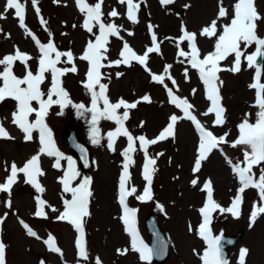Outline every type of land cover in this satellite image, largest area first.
Listing matches in <instances>:
<instances>
[{"label":"rangeland","instance_id":"rangeland-1","mask_svg":"<svg viewBox=\"0 0 264 264\" xmlns=\"http://www.w3.org/2000/svg\"><path fill=\"white\" fill-rule=\"evenodd\" d=\"M21 2L26 6V28L41 43L46 44L51 39L60 51L70 49L76 57H79L87 42L94 40V35L82 27L84 16L80 13L75 0H60L59 3H55L54 0H38L40 16L32 7L31 0H21ZM86 2L92 5L96 0H86ZM139 2L141 8L137 14L138 23L133 24L126 18V6L118 4L117 0H104L102 22L122 26L120 36L123 39L109 37V60L119 58V52L125 41L138 54H143L146 47L151 46L148 25H153L160 42V54H150L148 68L152 73L161 74L164 67L171 64L170 75L175 79L176 86L168 80L165 83L173 87L176 95L189 100L193 105V114L206 128L216 136L228 133L227 140L234 141L238 137L237 126L245 118V114L251 113L252 122L256 119L258 108L253 106L256 90L249 87L254 82L255 70L248 68L246 59L242 57L240 72L224 70L218 73L222 81L219 90L222 97L221 104L225 109V123L222 126H213L214 115H202L210 106V102L206 99L205 86L199 77V72L191 68L183 57H178L176 47V38L182 34V24L188 31L199 33L204 26L217 18L219 0H175L170 5H161L160 0H139ZM235 2L236 0H223V6L229 9L230 14ZM4 4L5 0H0V12H3ZM186 4L189 7L185 8ZM255 7L262 17L257 21L256 32L258 37L264 38V0H255ZM112 9H116L121 15L116 18L110 17L108 13ZM4 15L6 18L0 19V58L14 54L18 48L33 57L28 63L35 73L38 70L40 55L38 47L25 28L19 26L13 11L10 10ZM41 16L46 21L45 25L40 23ZM229 22L230 16L222 18L218 20V26ZM93 32L99 34L98 26ZM128 32L133 34L128 35ZM214 41L215 38L197 36L201 57L213 50ZM181 47L187 51V42ZM254 51L255 45L243 48L245 56ZM182 60L184 63L180 62ZM233 60L234 57H228L221 62V67L223 69L232 67ZM75 63L78 73H69L62 77L63 87L73 104L82 103L90 108L91 95L81 84L85 79L87 65L79 59ZM57 66L70 65L61 63ZM257 66L261 68V82L264 83V57H258ZM185 68L188 69L187 78L184 75ZM13 70L17 76L24 75V67L19 62H16ZM101 71L104 73L102 82L108 85L107 95L112 102L123 98L131 103L140 100L144 95L150 96L151 103L141 102L137 108L129 110V119L125 122V126L134 137L144 135L149 139L155 138L169 123L171 115L183 116L180 109L169 103L166 89L154 83L149 72L141 65L133 62L131 67L120 65L106 67ZM118 72L123 75L117 77ZM46 77L41 86L45 92L50 87L51 79L50 74H46ZM33 106L38 107L35 102ZM15 110L16 102L10 98L0 102V123H3L9 134L14 137L11 140L0 139V183L4 182L9 174L5 171L6 166L10 168L11 163L15 162L18 167H22L31 156L38 153L40 148L38 132H33L31 141H25L24 134L11 123L12 113ZM119 111L122 113L123 109ZM59 113V107L53 106L46 117L56 148L65 158L71 157L75 161L80 173L76 183L85 177L91 178L90 215L84 218L88 259L83 260L78 256L75 247L78 233L75 228L67 221L57 219L59 212L63 211V200L71 199L70 194L63 192V186L59 182V178L67 169V159H62L61 168L57 169L53 166L55 157L41 155L39 165L44 174L38 177V181L44 188L43 193L37 192L34 187L25 183L26 178L22 174L18 182L13 185L10 196L0 192V219L3 220L0 226V240L6 245V264H40L41 261L45 264H95L97 258L102 264H143L138 259L137 253L129 252L126 256L117 254V249L127 248L130 245V237L120 219L123 211L118 203L119 177L124 162L121 153L127 147V139L118 138L115 143L116 150H109L107 132L114 130L116 125L112 121L101 119L97 124L100 130V144L94 145L90 138L91 113L80 116L72 105L66 107L62 114ZM34 119L33 114L30 120ZM142 122L143 126H141ZM73 127L78 129L80 140L88 145L91 152L92 163L87 171L82 169L76 153L67 143L69 131ZM198 142L199 134L195 126L186 119L179 120L175 126L174 139L170 138L148 147L150 156L156 157L158 153H163L156 160V171L152 182L153 199L144 203L138 201L135 196L127 199L128 206L138 210L137 230L140 238L149 247L150 238L145 222L153 210L157 211L160 226L170 242V257L164 264H202L193 249L202 253L205 244L195 232H189L188 227L191 224L195 228L201 222L198 209L203 206L206 198V193L200 190L203 183L209 179L212 181L213 198L224 207L231 204L240 186L238 177L227 161L231 160L233 164L241 162L243 146L233 148L230 143L222 144L202 163L200 172L193 173ZM135 148L136 151L132 153L135 163L130 167L129 184L135 186L139 194L142 193L146 183L142 177L144 154L139 148L138 141ZM253 171L258 177L260 167L254 168ZM194 178L200 182L195 187L191 184ZM220 190L224 193L223 198L219 197ZM37 197L46 201L47 206L44 211L47 218L35 216ZM9 200L11 207L7 206ZM258 200L257 190L249 188L243 193L244 202L239 219H234L229 214L214 213L212 229L215 234L242 233L238 243L229 249V264H238L241 248L248 249L245 264H264V214L258 216L254 225L250 226L249 222L253 203ZM157 204L163 205L164 210L161 211ZM53 207L58 211L53 212L51 210ZM193 216H198L199 219L195 220ZM21 221L35 231L40 239L27 235V230ZM49 235L55 238L61 253H54L48 249L44 241ZM152 264L156 263L152 260Z\"/></svg>","mask_w":264,"mask_h":264},{"label":"snow or ice","instance_id":"snow-or-ice-1","mask_svg":"<svg viewBox=\"0 0 264 264\" xmlns=\"http://www.w3.org/2000/svg\"><path fill=\"white\" fill-rule=\"evenodd\" d=\"M54 2L59 3L60 0H54ZM174 2L175 0H160L161 5H170ZM75 3L80 13L84 16L83 29L95 37L94 40L87 42L85 49L79 57H76L70 49L60 51L51 39L46 44L41 43L35 35L28 31L25 25L26 6L21 0H5L3 12H0V19H5L4 13L10 10L14 12V17L18 20L19 26L25 28L40 53L38 70L35 73H33L28 63L33 57L28 53L21 52L18 48L14 54H8L0 58V66H2V70H0V102L9 98L16 102V110L12 113L11 123L24 134L25 141H31L33 139V132H38L40 144L38 153L31 156L22 167H18L15 162L11 163L10 168L9 166L5 167V171L9 174L6 176L5 181L0 183V192L7 193L10 196L13 185L18 182L19 176L22 174L26 178L25 183L30 184L37 192L43 193L44 188L38 181V177L44 174L39 165L40 156L55 157V164L53 166L57 169L61 168V160L67 159V169L64 171L63 176L59 178V182L63 186V192L70 194L71 199L65 198L63 200V211L59 212L57 219L67 221L75 228V231L78 233L75 240L78 256L83 260H87L88 251L85 242L84 218L90 215L91 179L85 177L79 183H76L80 178V173L76 168L75 161L71 157L65 158L56 148L52 130L46 123V117L53 106L59 107V114H62L63 110L69 105H72L80 116H83L85 113H91L90 138L94 145L100 144L98 122L101 119L112 121L116 127L114 130L107 132V148L115 151L117 139L120 137L127 139V147L121 153L124 157V162L123 170L119 177L118 203L123 211L120 219L130 237V245L127 248L117 249V254L126 256L129 252H134L138 254V259L143 264H152L154 256H162L167 245L161 242L159 249L154 250L144 243L140 238L136 226V214L138 210L129 207L127 199L130 196H135L142 203L153 199L152 182L156 171V160L163 153H158L156 157L150 156L148 147L170 138L174 139L177 122L181 119H186L195 126L199 134L197 155L192 169L193 173L200 172L202 163L208 159L214 149H219L222 144L230 143L233 148L240 146L244 148L243 160L241 162L233 164L231 160L227 161L233 173L238 177L240 185L231 204L228 207H224L216 202L213 198L214 189L212 181L210 179L205 181L200 190L206 193V200L203 206L198 209L202 221L195 228L191 224L188 227L189 232H195L205 244L202 253L193 249V252L199 257L202 264H229L224 253V243L231 244L232 241H224L222 234H215L213 232L212 222L214 213L218 212L221 215L229 214L232 218L239 219L241 206L244 202L243 193L251 188L257 190L259 200L253 203L249 217L250 226L254 225L259 215L264 214V167H261L264 165V83L261 82V68L257 66L258 57H264V38L258 37L256 32L257 21H260L262 17L256 10L255 0H236L232 6L231 14L229 9L223 6V0H219L216 19H213L210 24L204 26L199 33L188 31L182 24V34L176 38L178 57H183L190 64L191 68L199 72V77L205 86L206 99L210 102V106L202 115H214L213 126H222L225 123V109L221 104L222 97L219 90L222 81H220L218 73L224 70L234 73L240 72L242 57L246 59L247 67L255 70L254 82L249 87L256 90L255 103L253 105L258 108L256 119L252 122L250 120L251 113H246L245 118L237 126L238 137L231 142L227 140L228 133L216 136L210 129L206 128L197 116L193 114V105L189 100L186 97L176 95L173 87H169L165 83L168 80L171 81L173 86H176L175 79L170 75L171 64L166 65L161 74L152 73L148 68L150 54H160V42L153 29V25H148V30L151 33V46L146 47L143 54H138L125 41L119 52V58L109 60V37L123 39L120 36L122 26H118L115 23L102 22L104 0H96L92 5L88 4L86 0H75ZM117 3L126 6L125 15L127 20L133 24L138 23L137 14L141 8L139 0H117ZM31 4L36 14L40 16L38 0H31ZM187 7L189 5L186 4L185 8ZM108 15L116 18L121 13L116 9H112ZM229 16V23L218 26V20ZM40 23L42 25L46 24L42 16L40 17ZM97 26L99 28L98 35L93 32V29ZM73 27H76V25H73ZM132 34V32H128V35ZM49 35L51 36V33ZM198 35L207 39L215 38L213 50L203 55V57H201V51L197 46ZM185 42H187V51L181 47ZM252 45H255V51L245 56L243 48ZM230 56L234 57L232 67L223 69L221 62ZM77 59L86 62L87 65L85 79L81 81V84L91 95L90 108L82 103L73 104L68 92L63 87L62 77L69 73H78L75 63ZM184 60L180 62L184 63ZM106 61L107 63H105ZM16 62L23 65V76L15 74L13 69ZM133 62L144 67L149 72L151 80L166 89L169 103L180 109L183 113V116L171 115L169 123L152 139L144 135L134 137L125 126V122L129 119V110L137 108L141 102L151 103L150 96L144 95L140 100L131 103L125 101L123 98L112 102L107 95L108 85L102 82L104 73L101 70L103 68L119 67L120 65L131 67ZM61 63L70 66L58 67L57 65ZM46 74H50L51 77L50 87L47 92L41 88L47 79ZM116 75L119 77L123 73L118 72ZM184 75L187 78V68L184 70ZM33 102L38 107H34ZM120 109H123L122 113H120ZM33 114L35 119L30 120ZM141 126H143V122ZM0 139H14L3 123H0ZM137 141L139 142V148L144 154L142 177L146 182L142 193L139 194L137 188L129 184L131 180L130 167L135 163L132 153L136 151L135 145ZM80 152L85 166H87L88 160L85 150L80 148ZM257 167H260L258 177L253 171ZM199 183V180L196 178L191 180V184L194 187ZM36 204L37 210L35 211V216L47 218L44 211L47 206L46 201L37 197ZM7 206L11 207L10 200ZM157 207L161 211L164 210L163 205L157 204ZM51 210L53 212L58 211L54 207ZM0 223H3L2 219H0ZM21 223L23 224V221ZM23 227L27 230V235L40 239L37 233L27 224H23ZM44 243L51 252L61 253V249L57 247L53 236L49 235ZM247 254V248L240 249L238 264H245ZM5 257L6 245L0 240V264H6ZM40 264H45V262L41 261ZM95 264H102V262L97 258Z\"/></svg>","mask_w":264,"mask_h":264},{"label":"water","instance_id":"water-1","mask_svg":"<svg viewBox=\"0 0 264 264\" xmlns=\"http://www.w3.org/2000/svg\"><path fill=\"white\" fill-rule=\"evenodd\" d=\"M68 135V142L70 144V146L72 148H74L75 151L78 152L79 156H80V161L83 165V167L85 169H87L90 166V153L89 150L87 148V146L85 144L80 143V139H79V135H78V129L76 127H73L70 129ZM80 148H83L85 150V154L87 156V160H88V165L85 166L84 163V159L82 158L81 152H80ZM146 226L148 228L150 237H151V248L154 250H158L161 242H163L164 244L167 245L166 250L164 252V254L162 256H154V260L159 263L162 264L164 263L168 257H169V243L166 240L163 231L161 230L159 224H158V217H157V213L154 211L152 212V214L150 215V217L148 218L147 222H146ZM241 235L242 233H238L234 236H229V235H224V241H232L231 244H227L224 243V253H225V257L227 259V255L228 252L225 250V247H231L233 245H235L240 239H241Z\"/></svg>","mask_w":264,"mask_h":264},{"label":"bare ground","instance_id":"bare-ground-1","mask_svg":"<svg viewBox=\"0 0 264 264\" xmlns=\"http://www.w3.org/2000/svg\"><path fill=\"white\" fill-rule=\"evenodd\" d=\"M204 195H205V193H204ZM206 196V195H205ZM219 197L220 198H223L224 197V193L220 190L219 191ZM205 200H206V198H205ZM193 214V213H192ZM191 214V215H192ZM192 217V216H191ZM193 218L195 219V220H197V218H198V216H193ZM200 218L202 219V217L200 216ZM199 219V218H198Z\"/></svg>","mask_w":264,"mask_h":264}]
</instances>
